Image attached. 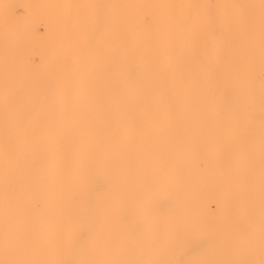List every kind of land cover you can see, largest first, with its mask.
Here are the masks:
<instances>
[{"label": "bare ground", "instance_id": "obj_1", "mask_svg": "<svg viewBox=\"0 0 264 264\" xmlns=\"http://www.w3.org/2000/svg\"><path fill=\"white\" fill-rule=\"evenodd\" d=\"M54 4L0 0V264H185L186 181L227 176L211 134L256 154L264 0Z\"/></svg>", "mask_w": 264, "mask_h": 264}, {"label": "rangeland", "instance_id": "obj_2", "mask_svg": "<svg viewBox=\"0 0 264 264\" xmlns=\"http://www.w3.org/2000/svg\"><path fill=\"white\" fill-rule=\"evenodd\" d=\"M66 1L55 0L53 6L61 19ZM27 13L26 7L17 5L6 10L2 23L6 28H11L17 20L26 18ZM38 50V46H34L35 53ZM51 79L60 83L62 74L56 76L47 71L42 77V84L49 83ZM9 82L12 83V80L9 79ZM254 134L259 139L255 156L249 152V146L243 137L237 138L238 147L234 149L222 146L211 134L210 148L215 151L214 154L227 176L225 179L211 177L209 180L199 181L194 178L186 181L191 185L200 184V187L186 190V216L189 224L179 223L183 240L189 241L188 250L191 252L185 264H264L263 123H258ZM205 136L207 137L206 133ZM201 162L199 161L200 167ZM254 164L258 165L257 170L253 167ZM256 171L258 177H253ZM174 194L172 203L178 211L181 194ZM185 244L183 243L182 249L187 247Z\"/></svg>", "mask_w": 264, "mask_h": 264}]
</instances>
